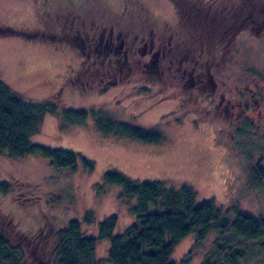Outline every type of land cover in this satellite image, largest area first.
I'll return each mask as SVG.
<instances>
[{"label":"rangeland","instance_id":"374dc122","mask_svg":"<svg viewBox=\"0 0 264 264\" xmlns=\"http://www.w3.org/2000/svg\"><path fill=\"white\" fill-rule=\"evenodd\" d=\"M175 1L182 5L187 2L182 8L189 9L188 16L179 15ZM192 1L0 0V79L15 90L25 91L29 101H52L60 106L58 114L44 116L41 129L31 136V142L77 155L74 169H59L41 156L22 159L0 156V186L7 185L10 189L6 193L0 190V208L7 215L0 218V232L6 233L13 245L26 244L25 238L15 235V227L17 222L21 228L32 224L30 217L37 209L82 221L93 214L91 223L85 224L90 232L95 231L98 222L112 215L120 220L119 231L128 227L134 219L130 210L137 199H124L119 186L106 185L103 177L107 171H117L139 181L161 180L174 187L185 185L196 192L198 203L214 197L217 206L225 211L237 209L264 217V186L255 185L252 179L255 171L264 173V6L249 25L239 26L245 30L233 34L226 49L233 52V63L226 73L233 70L241 81L235 79L234 84L228 83L225 88L218 84L221 89L218 96L236 84L241 91H255V98L243 94L246 112L242 117L249 120L242 125L222 108L210 111L213 101L208 94L200 97L197 88L183 83L182 79L180 82L181 74L159 84L151 80L154 70L151 64L144 65L148 57L142 53L148 46L141 42L142 37L137 38L141 42L139 54L132 59L130 68L123 67L122 73L117 71L114 77L103 76L101 84L95 83L89 92L84 87L72 86L71 82L65 83L61 75L66 69L76 81L77 75L87 73L81 63L85 58L90 60V51L83 53L81 49L87 44L84 27L100 25V32L106 29L108 36L112 30L121 31L124 23L138 30L136 33L140 32L146 40L165 33L168 39L176 28L179 33L172 43L179 39L187 51L191 45L187 39L203 37L204 28L212 29L215 20L209 19L217 6L241 3V0ZM76 15L84 19V25L80 22L75 28L72 17ZM209 37L216 39L218 33ZM204 48L208 54L207 46ZM190 64L191 60L183 57L171 67L183 72ZM109 80L117 83L108 85ZM254 99L258 100L257 104ZM179 103L187 109H181ZM64 108L85 110V123L67 122L62 116ZM99 114L156 131L163 140L149 144L106 135L97 127ZM195 116L200 118L198 124ZM204 121L207 123L203 124ZM81 159L90 160L93 170H86ZM18 201H22L23 207L17 206ZM25 216L29 217L23 219ZM193 238L191 235L178 244L172 256L175 264H202L212 240L208 239L189 257ZM109 243L98 242V258L107 257ZM41 252L36 247L25 264H52V258ZM244 264H264V252Z\"/></svg>","mask_w":264,"mask_h":264},{"label":"trees","instance_id":"16d2710c","mask_svg":"<svg viewBox=\"0 0 264 264\" xmlns=\"http://www.w3.org/2000/svg\"><path fill=\"white\" fill-rule=\"evenodd\" d=\"M177 2L175 1L179 15L188 16L189 9L185 11L182 8L187 2L183 5ZM260 3L263 5L261 6ZM228 4L212 8L215 10L211 13L212 18L209 19L215 20L212 29L204 28L203 37L193 36L187 39V44H192V46L188 45L187 50L193 49L195 45L199 49L204 44L209 51L211 43L208 40L213 33H218L216 39L225 38L230 43L233 34L245 30L239 29V26H244L245 23L249 25L251 23L249 21H254V16H258L257 11L264 6V0H241V3L238 2L236 5ZM72 18L75 20V28L76 24L84 20L79 15ZM82 24L84 25V22ZM120 29L126 37L125 49L129 48V51L132 49L135 57L139 54L137 50L141 43L137 38L141 39L144 35H140V32L136 33L138 30L124 23ZM171 33L175 37L179 30L174 28ZM178 41L179 39L175 38V42L172 43L174 44L172 47L175 46V53L179 51ZM181 58L177 56L173 62L166 59L165 65L173 64L174 67ZM129 63L132 64V59ZM150 64L151 69L154 70L151 80L154 79L158 84L162 83L163 62L150 60ZM202 66L205 67L206 62H203ZM173 69L176 79L180 72ZM83 71L87 73L82 72L81 77L78 73V78L72 86L80 89L84 87L85 91L89 92L95 83L101 84L103 76H108L110 67L97 61L96 64L91 62V67ZM109 81L108 85L113 80ZM26 94L25 91L13 89L0 79V156L11 159H22L31 155L41 156L49 159L51 164L59 169H74L77 163V155L74 152L35 144L30 139L33 134L40 131L44 116L58 114L60 106L52 101L38 103L29 101ZM62 116L67 122L83 124L87 112L64 108ZM97 127L106 135L132 138L143 143L159 144L163 140L161 134L156 131H146L103 114H99ZM248 127L252 126L248 124ZM243 129L245 131L246 128ZM81 161L86 170H93L90 160L81 159ZM253 173L252 179L255 185L264 186V173L261 174L259 171ZM103 179L106 185L119 186L122 198L137 199L136 205L130 210L134 219L128 227L119 231L120 220L118 216L112 215L98 222L95 231L90 232L86 231L85 224L91 223L93 214L82 221L77 218L65 219L59 216V213H47L37 209V212H32L33 215L30 217L32 224L21 228L18 226L20 223L17 222L15 227L17 231L15 235L27 240L23 246L13 245L11 238L6 233L0 232V264H25L30 252L36 247L42 251L41 254L44 253L46 257L52 258V264H175L172 256L176 247L191 235L194 238L189 249V257L201 249L208 239L212 240L211 249L204 256L202 264H244L246 260L264 252V217H256L237 209L225 211L217 206L214 197L198 203L196 192L185 185L174 187L161 180L139 181L117 171H107ZM0 190L6 193L10 189L7 185H3L0 186ZM20 204L22 201H18L17 206L23 207V204ZM5 216L7 215L0 208V218ZM105 240L110 242L107 257L98 258L96 256L98 242Z\"/></svg>","mask_w":264,"mask_h":264},{"label":"flooded vegetation","instance_id":"af4514ba","mask_svg":"<svg viewBox=\"0 0 264 264\" xmlns=\"http://www.w3.org/2000/svg\"><path fill=\"white\" fill-rule=\"evenodd\" d=\"M91 27V28H90ZM89 29H86L87 27H84V31L86 32V36L84 38V42L88 44V42H91L88 44L89 49L87 48V44L85 45L86 48L82 49V52L85 53L87 51L89 52V58H85L83 62V65L85 68L91 67V62L93 64H96L97 61H100L101 64L109 65L110 67V73L108 76L114 77L117 74V71L119 73H122L123 67L128 70L130 68V59H133L134 54L132 52V49L129 48L125 49V46L127 45L126 37L124 32L121 30L118 33L113 32L114 25L112 26L111 30L109 32V35L105 33L106 29H103L100 32V25H96L92 28L90 26ZM116 29V28H115ZM88 30V31H87ZM92 31V33H91ZM152 34V33H151ZM173 34V33H172ZM166 33L164 34V37H152L148 40L147 37H143L141 42L148 46V49L144 50L142 53V56H147V60L145 62V67L150 66V60L156 62L162 61L163 62V78L162 82L170 77V81L175 79V74L172 72L171 65L166 66L165 60L168 59L169 61L173 62L174 58L179 56L181 58L186 57L191 60L190 68L186 69V71L180 72L181 79L183 83H189L193 87L197 88L199 90L200 97L208 96L211 98L212 108L210 111L215 110L218 111V109L222 108L225 113H230L231 119L236 122L238 125H242L247 119L242 117V115L246 112V106L243 103V94H250L252 97L255 98V91L251 92H244L241 91L239 88V84L234 85L233 87L226 88V91L222 93V95L218 96L219 93H221V89L218 88V84L222 83L221 87L225 88L226 84H234L235 79L237 81H241L238 74L235 72H232L233 70L228 72L227 69L230 67L229 64L233 63V52H228L227 47L229 46L225 38L220 39H209L208 41L211 43L209 47V53L207 54L204 44H202V47L198 49V46L195 45L193 49H189L185 51L186 45L183 43L177 44L179 47V51L175 53L174 48L172 47V39L174 38V35L172 37L169 36L168 39H166ZM124 36V37H123ZM123 40V41H122ZM93 43H95V48H92ZM227 45V46H226ZM192 46V44H191ZM212 46V48H211ZM181 49V51H180ZM86 50V51H85ZM183 55L182 54V51ZM208 50V48H207ZM212 50H214L212 52ZM147 51V52H146ZM139 52V48L137 50ZM87 59V60H86ZM217 62H216V61ZM206 62V66L203 67L202 63ZM155 63V62H154ZM199 67V69H198ZM234 71H240V70H234ZM243 71V70H242ZM243 73H246L243 71ZM241 74V73H239ZM62 77L65 79V83H75V80H73L74 76L70 74L68 70H63ZM106 76V75H105ZM63 79V78H62ZM220 81V82H219ZM166 82V81H165ZM117 80H113L111 84H116ZM210 86V87H209ZM209 87V88H208ZM258 88V85H256ZM212 88V90H211ZM218 89H220V92H218ZM201 90V91H200ZM199 97V95H198ZM250 99V98H249ZM199 98L195 100L196 103H198ZM251 100V99H250ZM255 103H258L257 99H254ZM183 106L182 103H179V107L181 109H187V107H181ZM245 116V115H244ZM196 117V116H195ZM195 123L198 124L200 122V118H195ZM207 123L204 121L203 124Z\"/></svg>","mask_w":264,"mask_h":264}]
</instances>
